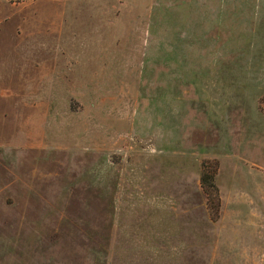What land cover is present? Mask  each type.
I'll return each instance as SVG.
<instances>
[{"label": "rangeland", "instance_id": "obj_1", "mask_svg": "<svg viewBox=\"0 0 264 264\" xmlns=\"http://www.w3.org/2000/svg\"><path fill=\"white\" fill-rule=\"evenodd\" d=\"M0 177V264H264V0H0Z\"/></svg>", "mask_w": 264, "mask_h": 264}, {"label": "trees", "instance_id": "obj_2", "mask_svg": "<svg viewBox=\"0 0 264 264\" xmlns=\"http://www.w3.org/2000/svg\"><path fill=\"white\" fill-rule=\"evenodd\" d=\"M202 181H204V179H202ZM204 182H205V181H204ZM204 182H203V184H205ZM214 188H215V187H214V186H212V189H214ZM214 192H215V191H214Z\"/></svg>", "mask_w": 264, "mask_h": 264}, {"label": "crops", "instance_id": "obj_3", "mask_svg": "<svg viewBox=\"0 0 264 264\" xmlns=\"http://www.w3.org/2000/svg\"><path fill=\"white\" fill-rule=\"evenodd\" d=\"M183 17V16H182ZM182 25V24H181ZM182 27H183V25H182ZM1 178V177H0Z\"/></svg>", "mask_w": 264, "mask_h": 264}]
</instances>
